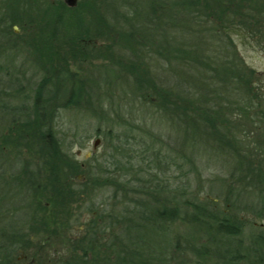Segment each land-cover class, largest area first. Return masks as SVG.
<instances>
[{
  "label": "trees",
  "instance_id": "1",
  "mask_svg": "<svg viewBox=\"0 0 264 264\" xmlns=\"http://www.w3.org/2000/svg\"><path fill=\"white\" fill-rule=\"evenodd\" d=\"M236 38L264 52V0H0V264H264V73ZM70 109L109 124L104 159L62 149Z\"/></svg>",
  "mask_w": 264,
  "mask_h": 264
},
{
  "label": "rangeland",
  "instance_id": "2",
  "mask_svg": "<svg viewBox=\"0 0 264 264\" xmlns=\"http://www.w3.org/2000/svg\"><path fill=\"white\" fill-rule=\"evenodd\" d=\"M16 27L17 26H15L14 28L17 31ZM236 43L239 54L244 60V63L250 68L256 70L257 72L264 73V52L259 51L257 49H252L250 46L241 43V41H239L238 38H236ZM17 55L18 56H14L13 59H11L10 64L7 65L9 66L12 65L14 66L13 68L24 71L23 75H25L24 77L26 78V81L21 80L20 84H22L24 91L28 92L30 89L33 88V86L31 83L27 84V81L28 82L36 81L40 76L38 74H37L38 77L31 76L33 69L27 62H24L23 55H19V54ZM0 59L5 60L3 57H1ZM9 68L12 69L11 66ZM85 69L90 70V68L88 67H86ZM92 75L97 79L100 77L96 72L92 73ZM107 94L108 96H110L111 103L113 104L114 102L113 107H116L117 104L126 105L128 101L116 90L115 87L108 89ZM106 106L107 103H104L105 108ZM120 113H123V111ZM113 115L114 114L112 113L111 115L109 114V116L107 117L112 120L114 118ZM113 120L116 121L115 118ZM3 121L4 118H0V124H2L1 122ZM56 123L58 126L56 127L58 132L57 136L60 138L61 141L60 144H62V149L77 162L89 163L91 162L92 159H97L98 161H100V159H104V157L107 156L106 152L108 150L105 149L103 135H97L95 133L97 127H100L101 131H103L106 127H108L109 124H107L106 121L104 120L99 121L96 116L89 115V113L83 110L70 109V110L59 111L58 119ZM98 134H100V132H98ZM95 141H97V143L94 146L93 144ZM103 154L105 156H103ZM102 156L103 158H101ZM112 159H115V157ZM210 172L216 173V171L214 170H211ZM193 186H194V182H193ZM204 190L207 191V189ZM212 192L215 193L214 191ZM108 194L109 193L104 190L95 193L92 196V202L96 204L101 203V200L107 199ZM78 213L79 212L77 211L76 214ZM76 218L78 219L77 221L74 220L71 221V226H70L71 230L69 231L71 237L80 235L82 229L80 227V224L86 219V215L82 213L79 214V216H76ZM131 234L135 239L144 240L145 242H149L151 245H156L157 243H161L162 239L165 240L164 232L162 236V233L161 234L151 233L148 229H147V233L132 232ZM168 236L169 234L166 237ZM62 259L66 261L64 254L62 255Z\"/></svg>",
  "mask_w": 264,
  "mask_h": 264
},
{
  "label": "water",
  "instance_id": "3",
  "mask_svg": "<svg viewBox=\"0 0 264 264\" xmlns=\"http://www.w3.org/2000/svg\"><path fill=\"white\" fill-rule=\"evenodd\" d=\"M62 1L68 6H73L76 2V0H62ZM96 143L97 141H95L93 145L95 146Z\"/></svg>",
  "mask_w": 264,
  "mask_h": 264
}]
</instances>
